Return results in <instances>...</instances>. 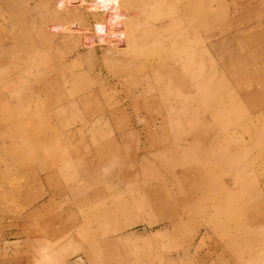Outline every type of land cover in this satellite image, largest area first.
<instances>
[{"label":"rangeland","instance_id":"rangeland-1","mask_svg":"<svg viewBox=\"0 0 264 264\" xmlns=\"http://www.w3.org/2000/svg\"><path fill=\"white\" fill-rule=\"evenodd\" d=\"M262 7L0 0V264L264 252Z\"/></svg>","mask_w":264,"mask_h":264},{"label":"bare ground","instance_id":"bare-ground-1","mask_svg":"<svg viewBox=\"0 0 264 264\" xmlns=\"http://www.w3.org/2000/svg\"><path fill=\"white\" fill-rule=\"evenodd\" d=\"M251 7V6H250ZM261 7V6H260ZM250 9H255L253 7H251ZM214 11V10H213ZM251 11V10H250ZM228 13V12H227ZM222 14V13H220ZM223 15V14H222ZM233 15V14H232ZM231 17V16H230ZM251 18V17H250ZM264 18V9L262 7V10H255V14H254V18L252 17L249 21L250 24H252L254 21H258L259 19H263ZM248 22V21H247ZM216 23V22H215ZM236 30V29H235ZM238 33V32H237ZM233 34V33H232ZM230 35V34H229ZM237 35V34H236ZM238 36V35H237ZM207 45V44H206ZM215 45V44H214ZM227 68V67H226ZM248 91V90H247ZM119 143V142H118ZM118 145V144H117ZM208 175V174H207ZM209 177V175L207 176ZM206 182V180L204 181V183ZM210 182V181H209ZM209 183L207 185V188L209 190ZM212 186V185H211ZM210 186V187H211ZM204 188V187H203ZM203 188L199 189L197 192H202ZM226 192V191H225ZM209 194L214 195L213 190L210 188L209 190ZM213 199V197H212ZM245 259V264H258L259 261H262L264 259V252L261 251H255V250H250L248 251V253L245 255L244 257ZM263 263V262H262ZM261 264V263H260Z\"/></svg>","mask_w":264,"mask_h":264}]
</instances>
